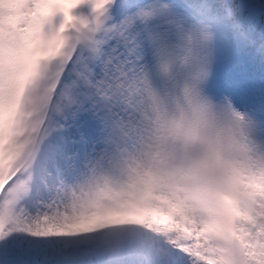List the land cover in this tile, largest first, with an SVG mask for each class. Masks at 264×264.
<instances>
[{
  "label": "clouds",
  "instance_id": "obj_1",
  "mask_svg": "<svg viewBox=\"0 0 264 264\" xmlns=\"http://www.w3.org/2000/svg\"><path fill=\"white\" fill-rule=\"evenodd\" d=\"M115 3L0 0V163L6 137L21 111L32 110L33 90L47 67L72 49L96 48ZM83 6L90 16L74 14ZM58 15L62 24L48 31ZM161 18L163 30L153 44L164 86L156 87L151 71L137 77V117L119 136L126 172L157 231L168 235L180 226L230 236L264 194V142L256 139L254 121L206 90L215 63L212 27H185L167 5L141 10L130 24Z\"/></svg>",
  "mask_w": 264,
  "mask_h": 264
},
{
  "label": "snow or ice",
  "instance_id": "obj_2",
  "mask_svg": "<svg viewBox=\"0 0 264 264\" xmlns=\"http://www.w3.org/2000/svg\"><path fill=\"white\" fill-rule=\"evenodd\" d=\"M128 29L109 28L96 48L72 49L51 63L33 90L32 110L21 111L6 137L0 264H264V194L230 236L176 226L164 239L137 235L112 254L63 238L71 233L50 222L58 187L118 145L121 130L136 120L134 85L141 70ZM113 40L124 48L112 47Z\"/></svg>",
  "mask_w": 264,
  "mask_h": 264
},
{
  "label": "rangeland",
  "instance_id": "obj_3",
  "mask_svg": "<svg viewBox=\"0 0 264 264\" xmlns=\"http://www.w3.org/2000/svg\"><path fill=\"white\" fill-rule=\"evenodd\" d=\"M167 5L168 3L166 0H146L140 8L136 10V14L143 9H148L151 7ZM172 10V9H171ZM173 14V10H172ZM163 30V19H158L153 21L151 24H144L142 23L141 31H142V43L138 42L136 47L137 54L139 56L138 60V68L140 70H147L148 68V60L152 59L154 63L152 64L151 73L153 75L154 84L157 86V74L155 69V56H154V44H153V36L158 31ZM149 44L150 50V58H148V51H143L142 48L144 46L142 44ZM164 86L163 81L159 78V88ZM242 83H240L237 87V92L239 93L242 89ZM263 98L264 95H248L247 93H243L240 97V107L241 109H245L246 106L253 108L255 104L258 103L259 99ZM243 106L245 108H243ZM258 140V139H257ZM260 141V140H258ZM121 146L113 145L111 149L107 152H101L94 161L92 160L88 163L84 170L80 173V182L82 183L81 188L83 189V193L79 196V200H84V206L80 208V219L86 215L90 214L92 210L98 206V203L95 200H92L93 194L97 190H101L106 187V184L109 182H116L118 180V172L120 171L121 167V160L123 157L121 155ZM76 188H79L78 185H75ZM81 189V192H82Z\"/></svg>",
  "mask_w": 264,
  "mask_h": 264
},
{
  "label": "bare ground",
  "instance_id": "obj_4",
  "mask_svg": "<svg viewBox=\"0 0 264 264\" xmlns=\"http://www.w3.org/2000/svg\"><path fill=\"white\" fill-rule=\"evenodd\" d=\"M188 16H190V15H188ZM187 264H191V261L190 260H187Z\"/></svg>",
  "mask_w": 264,
  "mask_h": 264
}]
</instances>
